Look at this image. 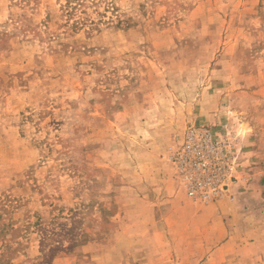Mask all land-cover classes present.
I'll return each instance as SVG.
<instances>
[{"label": "rangeland", "instance_id": "1", "mask_svg": "<svg viewBox=\"0 0 264 264\" xmlns=\"http://www.w3.org/2000/svg\"><path fill=\"white\" fill-rule=\"evenodd\" d=\"M203 144L264 172V0H0V264H181Z\"/></svg>", "mask_w": 264, "mask_h": 264}, {"label": "crops", "instance_id": "2", "mask_svg": "<svg viewBox=\"0 0 264 264\" xmlns=\"http://www.w3.org/2000/svg\"><path fill=\"white\" fill-rule=\"evenodd\" d=\"M245 166L215 203H194L178 189L170 196L161 233L166 257H181V264H264V172L251 161Z\"/></svg>", "mask_w": 264, "mask_h": 264}, {"label": "built area", "instance_id": "3", "mask_svg": "<svg viewBox=\"0 0 264 264\" xmlns=\"http://www.w3.org/2000/svg\"><path fill=\"white\" fill-rule=\"evenodd\" d=\"M203 145L210 147L209 153H202L203 146L200 152L189 147L178 160V174L188 199L199 204L215 203L226 195L229 186L236 181L238 169L233 157L229 158L230 164L224 162L225 166H222L214 157L215 149Z\"/></svg>", "mask_w": 264, "mask_h": 264}]
</instances>
